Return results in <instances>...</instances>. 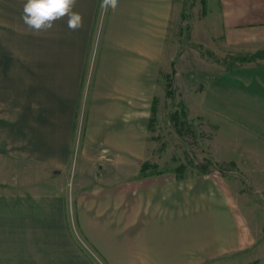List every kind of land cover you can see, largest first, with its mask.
Returning <instances> with one entry per match:
<instances>
[{"label":"rangeland","instance_id":"rangeland-1","mask_svg":"<svg viewBox=\"0 0 264 264\" xmlns=\"http://www.w3.org/2000/svg\"><path fill=\"white\" fill-rule=\"evenodd\" d=\"M24 2L0 0V59L7 67L8 59L12 64V56L18 57L14 63L20 66L21 79L33 83L26 91L20 88L21 96L30 101H66L61 87L66 76L78 77L81 66L82 76L78 91H69L76 98V127L66 164L21 161L20 181L37 187V192L68 184L67 219L74 216L75 194L83 191L73 189L75 184L131 180L134 202L139 206L135 200L141 199L140 182L146 177L161 175L164 184L178 182L181 189L197 186L199 199L211 201L212 209L217 210L213 215H228L230 241L227 249L209 256L201 249L187 253L182 264H264V138L250 132L249 125L238 123L240 117L251 125L255 111L205 107L208 84L237 64L235 49L222 42L216 0L178 1L181 12L173 14L162 62L151 67L148 94L134 95L131 148L129 142L125 146L90 134L87 125L91 71L100 53L106 12L99 5L96 21L89 25L77 2L75 10L83 15V28L70 31L66 20H60L51 30L36 33L21 20ZM12 91V84L6 81L4 101L15 100L18 94ZM56 113L60 116V111ZM67 225L78 249H31L29 255L26 249H0V264H143L141 249H93L76 222L70 220ZM233 233L238 236L237 247Z\"/></svg>","mask_w":264,"mask_h":264},{"label":"crops","instance_id":"crops-1","mask_svg":"<svg viewBox=\"0 0 264 264\" xmlns=\"http://www.w3.org/2000/svg\"><path fill=\"white\" fill-rule=\"evenodd\" d=\"M100 1L78 0L89 25L96 21ZM178 1L118 0L117 8L106 12L100 53L91 71L90 134L103 135L108 142H124L125 146L129 142L132 147L134 95L148 94L151 67L162 62L173 14L181 12ZM216 3L222 42L235 49L237 64L225 69L220 80L208 84L211 88L205 107L255 111L251 125L240 117L238 123L249 125L250 132L264 138V0ZM7 61L5 67L0 59V249H26L27 255L31 249H78L69 235L70 220L77 223L93 249H141L143 264H182L185 255L196 249L209 256L228 248V215H213L217 210L212 209L211 201L199 199L194 185L181 189L178 182L164 184L161 175L146 177L140 182L141 199L135 200L139 206L134 202L131 180L123 184H75L73 189L83 191L75 194L74 216L67 219L68 184L37 192V187L22 183L21 161L66 164L76 127V98L70 97L69 91H78L82 66L78 77L69 78L66 69L67 78L61 86L66 101L43 102L21 96L20 88L26 91L33 83L21 79L20 66L14 63L18 57L12 56V64ZM6 81L18 94L12 102L4 101ZM198 205L203 207L198 209ZM231 237L237 247L238 236L233 233ZM27 260L32 262L33 257Z\"/></svg>","mask_w":264,"mask_h":264},{"label":"clouds","instance_id":"clouds-1","mask_svg":"<svg viewBox=\"0 0 264 264\" xmlns=\"http://www.w3.org/2000/svg\"><path fill=\"white\" fill-rule=\"evenodd\" d=\"M78 0H25L21 20L27 29L39 33L51 30L55 23L66 20L70 31H77L84 26L82 13L76 11ZM118 0H101L100 8L107 12L115 10Z\"/></svg>","mask_w":264,"mask_h":264}]
</instances>
